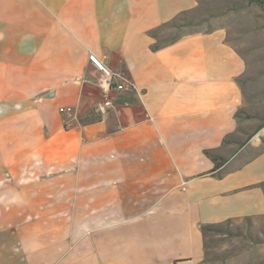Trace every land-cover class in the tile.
Masks as SVG:
<instances>
[{"label":"crops","instance_id":"crops-1","mask_svg":"<svg viewBox=\"0 0 264 264\" xmlns=\"http://www.w3.org/2000/svg\"><path fill=\"white\" fill-rule=\"evenodd\" d=\"M198 6L0 0V264H205L202 224L264 216L256 38L152 48ZM92 54L135 86L110 108Z\"/></svg>","mask_w":264,"mask_h":264},{"label":"rangeland","instance_id":"rangeland-1","mask_svg":"<svg viewBox=\"0 0 264 264\" xmlns=\"http://www.w3.org/2000/svg\"><path fill=\"white\" fill-rule=\"evenodd\" d=\"M174 26L162 31L159 43H167L195 31L226 27L229 40L240 44L256 38L262 79H264V9L252 0H199V6L180 15ZM258 40V41H257ZM257 41V42H255ZM103 102V97L100 96ZM205 264H264V216L240 218L205 234Z\"/></svg>","mask_w":264,"mask_h":264},{"label":"built area","instance_id":"built-area-1","mask_svg":"<svg viewBox=\"0 0 264 264\" xmlns=\"http://www.w3.org/2000/svg\"><path fill=\"white\" fill-rule=\"evenodd\" d=\"M89 62L95 71L98 72V86L104 96V100L100 108L101 110L102 108L106 109L112 107L114 105L112 96L117 92L123 91L127 85L135 87L121 77L112 66L99 57L92 54ZM116 80H119L120 83ZM61 112L73 113L74 118H76L77 112L73 108H61Z\"/></svg>","mask_w":264,"mask_h":264},{"label":"trees","instance_id":"trees-1","mask_svg":"<svg viewBox=\"0 0 264 264\" xmlns=\"http://www.w3.org/2000/svg\"><path fill=\"white\" fill-rule=\"evenodd\" d=\"M252 1L258 3V4L264 9V0H252ZM179 19H181L180 16H178L176 19H174V20H172V21H170V22H167V23L163 24V25H162L161 27H159L157 30H155V31L152 32L153 36L157 39L162 31H164V30H166V29H168V28L174 27V26H176V27L179 26V25H176V24H175V21H176V20H179ZM175 40H176V39H175ZM173 41H174V40L169 41V42H167V43H159V41H158V42H156V43L153 45L152 48H153V50H158V49L162 48L163 46H165V45H167V44H169V43H171V42H173ZM226 143H227V140H226ZM206 153H207L208 155H211V152H209V151H206ZM219 166H220V164L217 166V168H219ZM230 221H231V220H228V221H226V222H224V223H218V224H202L200 227H201V229H202V232H203L204 235H205L209 230L222 228V227L224 226V224L229 223ZM206 249H207V246H206V244H205V250H206ZM206 255H207V250H206ZM206 257H207V256H206ZM207 261H208L207 258L204 259V263H206Z\"/></svg>","mask_w":264,"mask_h":264}]
</instances>
